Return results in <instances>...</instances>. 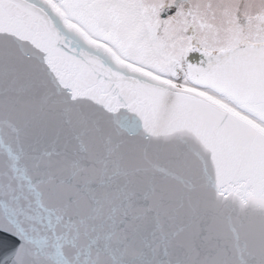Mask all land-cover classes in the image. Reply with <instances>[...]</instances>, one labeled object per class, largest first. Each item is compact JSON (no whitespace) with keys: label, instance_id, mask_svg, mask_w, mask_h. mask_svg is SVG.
<instances>
[{"label":"snow or ice","instance_id":"6c2138e0","mask_svg":"<svg viewBox=\"0 0 264 264\" xmlns=\"http://www.w3.org/2000/svg\"><path fill=\"white\" fill-rule=\"evenodd\" d=\"M0 264H264V0H0Z\"/></svg>","mask_w":264,"mask_h":264}]
</instances>
